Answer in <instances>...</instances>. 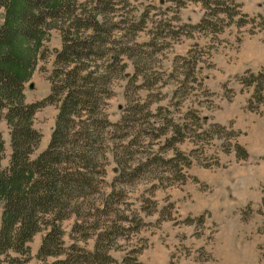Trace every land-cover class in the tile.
<instances>
[{
	"label": "rangeland",
	"instance_id": "374dc122",
	"mask_svg": "<svg viewBox=\"0 0 264 264\" xmlns=\"http://www.w3.org/2000/svg\"><path fill=\"white\" fill-rule=\"evenodd\" d=\"M88 1L93 0H78ZM217 2L215 12L225 13L216 18L210 16L211 7L193 0H127L118 3L119 13L113 14L134 23L147 14L148 23L134 39L144 55L142 62L125 57L127 67L112 83L106 107L109 121L128 119L127 108L136 99L132 112L148 105L149 116L176 120L190 116L189 126L194 128L175 147L185 159L183 165L166 170L151 166L152 172L116 186L122 190L124 216L133 220L130 228L138 229L129 233L128 241L119 239L111 253L114 264L130 259L134 264H264V103L254 93L258 80L264 88V0ZM60 39L57 31L46 33L39 50L44 48L49 56L36 57L34 68L20 73L26 103L48 95V76ZM125 40L133 48L128 37ZM135 66L139 77L131 81ZM149 84L132 96L136 87ZM56 114L55 106L36 112L33 126L41 142L33 157L48 145ZM161 132L142 126L134 131V139L126 130L110 135L106 181L110 184L116 177L112 152L117 144L126 146L128 167L156 157L172 158L173 151L162 150L168 137L156 139ZM0 133L4 168L11 154L4 121ZM237 145L247 152V159L237 156ZM71 224L64 222L63 230L68 232ZM42 236L37 234L30 244L32 255ZM85 245L91 250L93 241ZM133 251L139 252L133 255Z\"/></svg>",
	"mask_w": 264,
	"mask_h": 264
},
{
	"label": "trees",
	"instance_id": "16d2710c",
	"mask_svg": "<svg viewBox=\"0 0 264 264\" xmlns=\"http://www.w3.org/2000/svg\"><path fill=\"white\" fill-rule=\"evenodd\" d=\"M126 1L0 0V122L9 129L11 150L8 166L2 168L4 141L0 133V264L116 263L111 253L119 239L128 241L129 233L138 229L130 228L133 220L124 216L122 190L116 186L152 172L151 166L174 169L185 161L175 147L193 134L194 128L189 126L192 117L149 116L148 105H141L135 113L136 99H131L133 104L126 112L131 113L123 122L111 123L106 113L112 83L127 67L124 58L142 62L143 54L134 39L145 28L148 16L142 15L136 23L120 15L114 17L119 13L118 3ZM193 1L211 7V17L225 13L215 12L213 5H220L217 0ZM113 18L117 21L112 23ZM52 30L60 33L61 48L54 53L49 93L40 101L26 103L20 73L33 69L36 57L49 56L39 48L44 35ZM127 37L133 48L124 43ZM135 67L131 81L139 77ZM151 85L136 87L132 96ZM254 87L258 101L264 103L263 85L258 80ZM48 106L56 107L54 127L46 148L33 157L41 142V134L33 126L34 116ZM142 126L162 130L156 139L168 137L162 150L173 151L174 156L128 167L126 146L117 144L112 157L118 170L109 184L110 135L116 137L126 130L134 139V131ZM236 148L237 156L247 159V152L238 145ZM68 221L72 224L66 232L62 225ZM40 233L43 236L32 255L30 244ZM89 240L93 241L91 250L85 245ZM124 264H134L133 259Z\"/></svg>",
	"mask_w": 264,
	"mask_h": 264
}]
</instances>
